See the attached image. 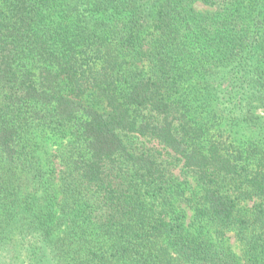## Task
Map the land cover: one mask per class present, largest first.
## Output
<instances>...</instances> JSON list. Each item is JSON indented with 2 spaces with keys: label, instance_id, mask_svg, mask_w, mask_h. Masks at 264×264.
I'll return each instance as SVG.
<instances>
[{
  "label": "trees",
  "instance_id": "trees-1",
  "mask_svg": "<svg viewBox=\"0 0 264 264\" xmlns=\"http://www.w3.org/2000/svg\"><path fill=\"white\" fill-rule=\"evenodd\" d=\"M0 264H264V0H0Z\"/></svg>",
  "mask_w": 264,
  "mask_h": 264
},
{
  "label": "rangeland",
  "instance_id": "rangeland-1",
  "mask_svg": "<svg viewBox=\"0 0 264 264\" xmlns=\"http://www.w3.org/2000/svg\"><path fill=\"white\" fill-rule=\"evenodd\" d=\"M197 8L201 9L203 8V6L201 4H197L196 5ZM126 141L130 144H132L133 146H140V145H144L146 142L144 140H135L133 138L127 137ZM147 145L151 146L154 145V143H147ZM173 174L179 176V168H173ZM182 207L185 208L187 215H188V220L189 217L191 215V211L188 210V207H186V203L181 204ZM228 240H229V244L231 245V247L233 248V250L235 251V253L237 255H240L242 252V248L241 246L235 241V239L233 238V236L231 234H227Z\"/></svg>",
  "mask_w": 264,
  "mask_h": 264
}]
</instances>
